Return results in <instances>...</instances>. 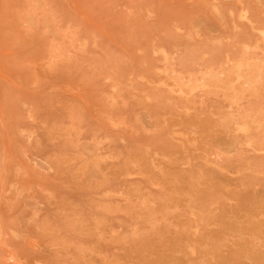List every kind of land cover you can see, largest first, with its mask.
I'll return each mask as SVG.
<instances>
[{
	"label": "rangeland",
	"instance_id": "1",
	"mask_svg": "<svg viewBox=\"0 0 264 264\" xmlns=\"http://www.w3.org/2000/svg\"><path fill=\"white\" fill-rule=\"evenodd\" d=\"M0 264H264V0H0Z\"/></svg>",
	"mask_w": 264,
	"mask_h": 264
},
{
	"label": "bare ground",
	"instance_id": "2",
	"mask_svg": "<svg viewBox=\"0 0 264 264\" xmlns=\"http://www.w3.org/2000/svg\"><path fill=\"white\" fill-rule=\"evenodd\" d=\"M263 136V135H262Z\"/></svg>",
	"mask_w": 264,
	"mask_h": 264
}]
</instances>
